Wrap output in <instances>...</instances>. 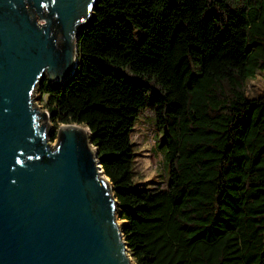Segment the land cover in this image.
Returning <instances> with one entry per match:
<instances>
[{"label":"trees","instance_id":"trees-1","mask_svg":"<svg viewBox=\"0 0 264 264\" xmlns=\"http://www.w3.org/2000/svg\"><path fill=\"white\" fill-rule=\"evenodd\" d=\"M79 65L39 93L53 129L89 128L135 264H264V0H99ZM154 113L166 185L134 181Z\"/></svg>","mask_w":264,"mask_h":264},{"label":"water","instance_id":"water-1","mask_svg":"<svg viewBox=\"0 0 264 264\" xmlns=\"http://www.w3.org/2000/svg\"><path fill=\"white\" fill-rule=\"evenodd\" d=\"M98 2L0 0V264H133L89 128L52 147L33 97L74 75Z\"/></svg>","mask_w":264,"mask_h":264},{"label":"rangeland","instance_id":"rangeland-1","mask_svg":"<svg viewBox=\"0 0 264 264\" xmlns=\"http://www.w3.org/2000/svg\"><path fill=\"white\" fill-rule=\"evenodd\" d=\"M247 93L251 98L264 94V75L248 83ZM33 97L35 106H37L41 112H47L49 115L47 124L51 134L53 123L45 106L46 97L42 98L38 87ZM131 138L136 153L134 181L144 188L164 187L168 176V167L164 158L165 148L162 144V133L156 127L154 113L151 109H147L137 118L136 127ZM50 144L52 147H55L57 138L54 141L50 139ZM117 220L121 228H123L126 221L119 219L118 216ZM133 264L135 263L133 262Z\"/></svg>","mask_w":264,"mask_h":264},{"label":"bare ground","instance_id":"bare-ground-1","mask_svg":"<svg viewBox=\"0 0 264 264\" xmlns=\"http://www.w3.org/2000/svg\"><path fill=\"white\" fill-rule=\"evenodd\" d=\"M83 130H85L88 133V130L86 128H83Z\"/></svg>","mask_w":264,"mask_h":264}]
</instances>
